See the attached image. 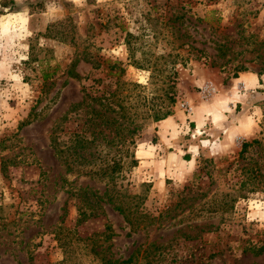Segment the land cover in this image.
I'll return each instance as SVG.
<instances>
[{"label": "rangeland", "instance_id": "rangeland-1", "mask_svg": "<svg viewBox=\"0 0 264 264\" xmlns=\"http://www.w3.org/2000/svg\"><path fill=\"white\" fill-rule=\"evenodd\" d=\"M15 1L0 14V264H264V0ZM167 108L164 128L138 119L118 182L138 198L132 229L55 151L114 150L96 112ZM159 130L180 149L139 168Z\"/></svg>", "mask_w": 264, "mask_h": 264}, {"label": "trees", "instance_id": "trees-1", "mask_svg": "<svg viewBox=\"0 0 264 264\" xmlns=\"http://www.w3.org/2000/svg\"><path fill=\"white\" fill-rule=\"evenodd\" d=\"M35 4V3H34ZM39 4V3H38ZM33 5L28 3V6ZM37 5V4H36ZM19 10L18 4L15 0H0V14H5L9 12H17ZM146 111L142 114H137L134 116H106L105 114L99 115L101 121H105L103 139L106 143H112L117 140L118 146L112 150L108 149L106 146L104 148H99V150L91 151L90 148L84 144L82 146H68L67 150H57L60 157L62 158L67 170L70 173L76 174L81 177L89 178L96 182L102 183L110 191L113 192L115 196L114 209L123 216L124 221L132 228H136L135 223L139 218L138 216V198L135 195H130L123 192L122 185L118 182L123 178L122 170L127 166V168L134 167L136 165V160L133 155V146L135 141L140 137L139 131L142 130L140 121L143 119L152 118V121H160L169 117L172 112L169 108L163 111L155 112L154 115H146ZM137 120V122H136ZM120 121V122H118ZM128 122V127L133 126L132 130H128L123 123ZM116 127V131L113 129ZM113 130V133L111 131ZM92 140H96V136H93ZM85 141V140H84ZM83 141V142H84ZM245 146V145H244ZM264 252V247L259 248L255 251V254H261ZM133 257L120 262V264H128L132 262Z\"/></svg>", "mask_w": 264, "mask_h": 264}, {"label": "crops", "instance_id": "crops-1", "mask_svg": "<svg viewBox=\"0 0 264 264\" xmlns=\"http://www.w3.org/2000/svg\"><path fill=\"white\" fill-rule=\"evenodd\" d=\"M174 121L173 118L169 117L168 119H165L163 121V127L165 123H169ZM158 136H159V142L158 144H151V146L147 147H138L136 151V157L138 158V167L140 168L141 166H155L157 170L162 166L168 167V163H170V159H172L171 153H167L166 150L170 146H173L175 149L178 148L180 149V146L178 145V142L172 143L170 140L165 138L166 134L163 131H158ZM174 156L177 158H181L180 155H177L176 152H174ZM176 160V159H175ZM164 169V168H163Z\"/></svg>", "mask_w": 264, "mask_h": 264}, {"label": "built area", "instance_id": "built-area-1", "mask_svg": "<svg viewBox=\"0 0 264 264\" xmlns=\"http://www.w3.org/2000/svg\"><path fill=\"white\" fill-rule=\"evenodd\" d=\"M214 92V89L211 85H206L204 88H203V95L204 97H208L209 95H211L212 93ZM180 107L186 111L187 113H189L191 111V107L187 104V103H184V104H180Z\"/></svg>", "mask_w": 264, "mask_h": 264}]
</instances>
